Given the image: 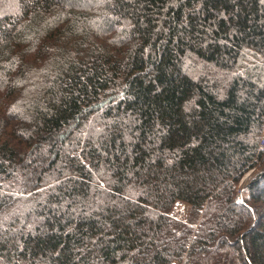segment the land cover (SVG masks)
Returning <instances> with one entry per match:
<instances>
[{"label":"trees","instance_id":"obj_1","mask_svg":"<svg viewBox=\"0 0 264 264\" xmlns=\"http://www.w3.org/2000/svg\"><path fill=\"white\" fill-rule=\"evenodd\" d=\"M0 264H264V0H0Z\"/></svg>","mask_w":264,"mask_h":264},{"label":"rangeland","instance_id":"obj_2","mask_svg":"<svg viewBox=\"0 0 264 264\" xmlns=\"http://www.w3.org/2000/svg\"><path fill=\"white\" fill-rule=\"evenodd\" d=\"M252 171L248 172L242 179L241 181V185H240V190L238 191V195L241 197L242 196V191L241 189L244 188L250 179H252V175H251ZM172 211H174V216L177 218V219H185V221L187 220L188 218V208L186 206H183V205H176ZM170 215H171V212H170ZM172 216V215H171Z\"/></svg>","mask_w":264,"mask_h":264},{"label":"built area","instance_id":"obj_3","mask_svg":"<svg viewBox=\"0 0 264 264\" xmlns=\"http://www.w3.org/2000/svg\"><path fill=\"white\" fill-rule=\"evenodd\" d=\"M177 204H178V205H180V204H181V205L185 206V205H184V204H182V203H177ZM177 204H176V205H177ZM171 215H172L173 217H175V216H174V211H171ZM175 218H176V217H175ZM176 219H177V218H176ZM185 219H186V217H185L184 219H182V220H185ZM179 220H180V219H179Z\"/></svg>","mask_w":264,"mask_h":264}]
</instances>
